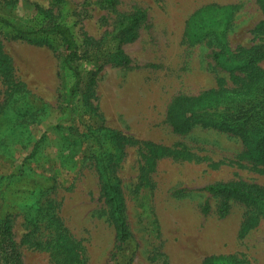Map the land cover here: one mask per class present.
Segmentation results:
<instances>
[{"label":"rangeland","instance_id":"rangeland-1","mask_svg":"<svg viewBox=\"0 0 264 264\" xmlns=\"http://www.w3.org/2000/svg\"><path fill=\"white\" fill-rule=\"evenodd\" d=\"M0 16L25 31L50 18L67 26L89 49L83 75L118 49L129 58L97 74L93 114L70 95L58 37L29 42L0 24V218L23 264H58L56 249L73 264H264V219L244 228L248 208L230 200L222 212L221 198L204 191L227 182L264 188L262 161L230 134L199 125L178 134L167 122L177 96L231 86L210 56L220 41L227 55L264 43L251 31L263 17L257 0H0ZM131 18L136 37L122 41ZM102 162L124 203L123 242Z\"/></svg>","mask_w":264,"mask_h":264},{"label":"trees","instance_id":"trees-1","mask_svg":"<svg viewBox=\"0 0 264 264\" xmlns=\"http://www.w3.org/2000/svg\"><path fill=\"white\" fill-rule=\"evenodd\" d=\"M104 1L113 2V0ZM257 1L263 17L251 31L259 37H264V0ZM131 21L132 25L122 33L126 34L122 41H131L136 37L134 28L137 21L132 18ZM0 24L12 29L14 38L29 42L31 41L25 37L26 35L42 33L58 37L65 51L64 64L74 77L70 95L71 97L80 95L83 105L93 114L97 111L91 102L94 97L97 74L105 65L126 66L129 63L128 56L118 49L113 57L108 56L99 61L95 71H89L83 75L78 69V64L89 54V49L81 51L70 29L54 18H50L49 25L35 31L20 29L3 16H0ZM86 43L92 45L90 40ZM220 45L222 49L213 51L210 56L215 67L228 71L232 80L231 86H219L196 96H177L169 105L167 122L178 134L188 132L194 125L230 134L242 141L249 155H257L264 164V68L260 66V63L264 61V43L248 49L240 48L231 55L225 53V43L220 41ZM98 171L110 222L116 238L123 242L127 239L128 232L123 216L124 203L121 192L117 186L112 185L107 165L102 162V165L98 166ZM204 191L221 198L222 212L227 211V203L230 200L242 203L248 208L249 216L243 223L244 228L252 226L259 218L264 219V188L258 184L215 183L204 187ZM61 253L63 250H54L53 254L56 259L58 258L57 263L71 264L72 262L60 255ZM212 260L213 258H206L203 264H211ZM75 262L80 261L75 260ZM0 264H23L9 220L1 218Z\"/></svg>","mask_w":264,"mask_h":264}]
</instances>
